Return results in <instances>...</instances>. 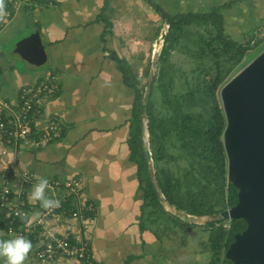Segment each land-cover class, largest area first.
Instances as JSON below:
<instances>
[{"label": "crops", "instance_id": "1", "mask_svg": "<svg viewBox=\"0 0 264 264\" xmlns=\"http://www.w3.org/2000/svg\"><path fill=\"white\" fill-rule=\"evenodd\" d=\"M33 1L37 3L35 10L19 7L0 30V97L16 104L22 86L54 76L58 90L43 100L35 121L42 127L48 117L57 119L61 135L38 148H24L16 137L0 135V174L5 166L15 169L10 175L11 190H26L28 211L21 225L31 228L23 235L0 232V240L17 236L30 240L32 248L26 262L45 241L46 229L55 233L77 231L78 222L65 214L49 216L36 225L44 208L31 198V192L41 178H46L45 196H64L63 182L80 177L83 196L95 205L94 224L84 233L92 264H171L178 249L175 241L140 227L142 192L128 147L134 92L111 57L115 53L126 61L120 52L130 47L127 30L123 29L130 25V13L121 7L129 0ZM132 1L141 5V10L148 5L149 15H158L153 4L169 14L205 13L218 8L225 33L240 43L252 40L253 31L259 29L261 33L264 25V0ZM133 19L145 17L137 13ZM34 30L39 33L45 61L40 66L25 61L24 65L17 64L22 58L8 54L5 47ZM261 37L264 33L256 39ZM22 171L31 173L32 179L25 181ZM53 182L58 184L50 187ZM63 264L84 263L68 259Z\"/></svg>", "mask_w": 264, "mask_h": 264}, {"label": "trees", "instance_id": "2", "mask_svg": "<svg viewBox=\"0 0 264 264\" xmlns=\"http://www.w3.org/2000/svg\"><path fill=\"white\" fill-rule=\"evenodd\" d=\"M153 7L162 22L167 25V31L157 57V73L148 91L145 122L143 91L133 81L126 61L111 53L124 82L134 92L128 147L129 157L137 165L138 187L142 192L141 229L148 227L142 220L146 214L145 210L148 209L146 217L159 211L164 212L160 195L177 210L193 216L217 214L236 203L237 190L227 180V158L223 147L225 118L219 90L229 80L228 76L233 67L247 55L249 48L257 43L248 45L231 39L223 29V18L218 8L205 13L169 14L158 5L153 4ZM198 22L206 25L208 37L201 35L196 40L198 48L194 52L195 57L208 56V60L212 62L209 70L202 69V90L198 94V97L209 106L207 116L203 119L200 114L183 109L184 98L172 92V80L168 69V60L175 44L185 34L187 26ZM107 24L110 25L109 22ZM153 88L159 92L162 111L155 109L152 100ZM144 123L153 162L166 157L165 141L171 135L177 136L182 149L197 151L202 161L197 167H193V170L186 171L181 179L171 175L167 169H158V173L155 171L157 190L144 151ZM182 182H185L184 189ZM19 222L20 220H17L16 226ZM176 223L173 221V224ZM3 224L4 220L1 221L0 227H3ZM244 228L245 222L242 219L230 220L227 228L222 226L212 228L209 236L212 259L209 264L221 262L234 264L224 253L233 241L234 235Z\"/></svg>", "mask_w": 264, "mask_h": 264}, {"label": "rangeland", "instance_id": "3", "mask_svg": "<svg viewBox=\"0 0 264 264\" xmlns=\"http://www.w3.org/2000/svg\"><path fill=\"white\" fill-rule=\"evenodd\" d=\"M121 8V11H129L130 13L128 18L130 19L128 21L130 25L123 27L124 30H127L130 47L123 49L120 54L122 57H126L129 73L135 84L143 91L142 101H144V98L148 96L150 84L157 73V57L163 43L161 35L166 33L167 25L162 22L158 15L154 13L148 14L149 12L151 13L148 5L145 6V10H141V5L129 0V3H123ZM137 13L144 15L145 19L134 20L133 14ZM126 21L124 20L123 22ZM201 35L208 37L204 23H193L186 27L185 34L179 38L170 54L168 69L172 80V92L176 95H182L184 98L183 109L200 114L203 119L207 116L209 106L198 97V94L202 90V69L209 70L212 62L208 60V56L203 58L195 57L194 52L198 48L196 40ZM256 38L253 43H257L249 48L247 55L233 67L228 77H233L264 49V37H261L262 39ZM157 40H159V43H157ZM250 40L247 42L248 45L253 44L252 40L251 42ZM14 43L10 42L5 47V51L8 54L12 52ZM17 64L24 65V62L21 59ZM153 89L152 100L155 109L162 111L159 92L156 88ZM143 132L144 143L147 145L151 156L148 134L146 130ZM179 141L177 136L171 135L165 141L166 157L158 162H153L152 159L148 161L151 178L157 190L155 171L158 169H167L171 175L181 179L186 171L193 170V167H197L202 161L197 151L182 149ZM182 185L184 189L185 182H182ZM160 197L164 212L159 211L146 217L147 209L145 210L146 214L143 215V220L156 233L166 235L177 244V253L173 255L171 264H209L212 259L209 248L211 230L219 226L227 228L230 220L223 219L220 213L205 216L188 214L189 216L185 217L182 211H176L173 207L168 206L161 195ZM173 221L177 223L173 224ZM3 240H6V238ZM218 264L226 263L221 262Z\"/></svg>", "mask_w": 264, "mask_h": 264}, {"label": "water", "instance_id": "4", "mask_svg": "<svg viewBox=\"0 0 264 264\" xmlns=\"http://www.w3.org/2000/svg\"><path fill=\"white\" fill-rule=\"evenodd\" d=\"M12 52L35 66L45 61L37 30L17 40ZM219 96L225 118L227 180L237 190L236 203L222 210L220 216L245 222L224 255L234 264H264V49L221 86ZM146 102L147 96L143 101L144 117ZM144 151L150 161L145 143Z\"/></svg>", "mask_w": 264, "mask_h": 264}, {"label": "built area", "instance_id": "5", "mask_svg": "<svg viewBox=\"0 0 264 264\" xmlns=\"http://www.w3.org/2000/svg\"><path fill=\"white\" fill-rule=\"evenodd\" d=\"M19 7L35 10L37 3L33 0H3V7L0 9V30L10 23ZM258 30L253 31L252 43L258 35L264 33V25L260 28L261 33H258ZM58 87L55 77L47 76L36 83L22 86L16 104L0 97V135L6 138L16 137L24 148H38L58 139L61 135V125L57 119L48 117L42 127L36 125L35 121V116L40 114L43 100L53 95ZM14 171L13 166H5L0 174V223L4 220L0 232L23 235L31 231L30 227L21 225L28 211V200L24 188L16 193L11 190L10 175ZM21 175L25 181L32 179V174L27 171H22ZM81 182L80 177L66 179L63 182L66 194H52L49 198L58 200L59 206H43V216L35 221L36 225H41L44 218L65 214L67 218L78 222V230L55 233L54 230L45 228V241L33 251L24 264H63L68 259L90 264L89 242L84 233L89 232L94 224L95 205L83 196ZM56 184L58 182H53L50 187ZM17 220H20L18 226Z\"/></svg>", "mask_w": 264, "mask_h": 264}, {"label": "clouds", "instance_id": "6", "mask_svg": "<svg viewBox=\"0 0 264 264\" xmlns=\"http://www.w3.org/2000/svg\"><path fill=\"white\" fill-rule=\"evenodd\" d=\"M3 7V0H0V9ZM48 184L46 178H41L33 187L31 198L40 201L44 207H58L59 201L49 199L45 196V188ZM32 243L23 236L12 239L0 240V264H24Z\"/></svg>", "mask_w": 264, "mask_h": 264}]
</instances>
